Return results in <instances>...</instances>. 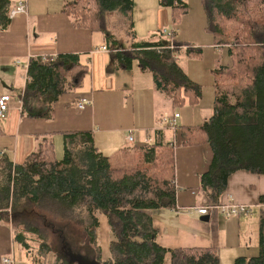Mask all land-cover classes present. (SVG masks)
I'll use <instances>...</instances> for the list:
<instances>
[{"label":"trees","instance_id":"16d2710c","mask_svg":"<svg viewBox=\"0 0 264 264\" xmlns=\"http://www.w3.org/2000/svg\"><path fill=\"white\" fill-rule=\"evenodd\" d=\"M200 2L205 31L213 35L214 43L226 46L230 58V64L212 70L215 93L210 116L196 126H180L183 142H205L211 149L209 165L200 175L202 206L209 208L222 204L232 173L245 170L264 175V0ZM159 5L171 9L173 25L187 10L186 0H159ZM13 6L10 0H0V31L9 27ZM110 11L124 15L132 28L133 0L64 3L73 25L97 32L105 33L104 15ZM105 39L116 49L112 53L115 67L130 69L137 61L142 71L151 74L155 90L170 98L172 107L201 97V86L177 60L180 51L201 57V47L174 38L170 48L160 37L117 48L113 35L106 34ZM87 71L78 54L31 57L26 87L17 96L22 111L37 103L40 116L51 118L54 103L79 87ZM94 138L90 130L63 132L61 158L47 137L21 163L0 155V223H11L13 241L27 252L36 242L37 264H44L40 258L53 251L50 236L68 255L76 251L71 249L74 240L89 246L99 264H165L168 255L170 264H220L214 247L166 248L156 241L157 231L147 210L175 206L173 145L158 141L106 156ZM260 200L264 201V195ZM98 214L107 218L111 231L105 260L98 240ZM258 225L257 254L237 257L234 264H264V214ZM59 258L53 264H66Z\"/></svg>","mask_w":264,"mask_h":264},{"label":"crops","instance_id":"0c3cea01","mask_svg":"<svg viewBox=\"0 0 264 264\" xmlns=\"http://www.w3.org/2000/svg\"><path fill=\"white\" fill-rule=\"evenodd\" d=\"M10 1L13 5L19 1L25 2L26 12L17 13L10 19L9 27L0 31V94L8 92L13 96L11 109L5 118L0 119L2 155L21 163L29 153L38 148L44 137L52 140L55 145L60 141L62 148V133L73 130L92 131L95 146L106 156H112L125 147L143 146L158 141L169 143L174 147L176 203L173 208L147 210L157 231L156 241L166 248L214 247L220 264H234L237 257L256 255L258 220L260 214H264V201L260 200L264 195L263 174L245 170L232 173L220 199L221 205H251L249 214L225 218L218 211L209 210L205 215L196 212V208L203 204L200 175L207 169L212 153L205 142H183L180 126H196L201 123L210 116L213 105L203 107L200 100H197L191 109L188 108L190 114H179L175 129L164 126L161 124L162 117L166 114L171 117L176 111L172 113L165 109L166 105H171L170 98L155 90L151 74L142 71L137 61H133L130 69L115 67L112 53L116 49H112V45L105 39L106 34H111L116 39L113 32L107 28L104 33L73 25L70 16L64 12L65 0ZM168 12L170 10L167 7L159 5V0H133L132 36H128V43L145 39L149 33L158 29L160 22L162 23V15H168ZM180 37L184 39V36ZM174 38L180 39L176 35ZM169 41L165 44L169 45ZM212 41L213 39L202 44L203 59L208 48L214 49L215 53L226 51V46L215 45ZM119 46L118 44L117 48ZM59 53L78 54L81 63L87 66L89 71L81 85L60 96L54 103L49 119L40 116L42 110L37 103L23 112L15 99L26 87L29 59ZM179 56L177 55L178 62ZM223 56L211 55L205 67L194 69L195 76L201 77L197 71L207 67L213 70L218 65L230 64L227 53L224 60ZM19 60L24 61L22 65ZM181 67L194 79L188 67ZM81 97L91 100L82 109L77 107ZM129 132L132 135L130 142L127 140ZM205 216H209L208 221L201 219ZM16 244L13 241L11 223L1 222L0 264L4 263L2 260L6 255L13 253L15 256ZM108 256L102 259L105 260ZM164 263L170 264L169 255L165 257Z\"/></svg>","mask_w":264,"mask_h":264},{"label":"rangeland","instance_id":"374dc122","mask_svg":"<svg viewBox=\"0 0 264 264\" xmlns=\"http://www.w3.org/2000/svg\"><path fill=\"white\" fill-rule=\"evenodd\" d=\"M66 1V0H65ZM187 3V10L186 12L181 15L180 21L178 22L177 25L172 24L171 18V9L170 13L168 15H162V23L160 22L158 29L155 31H152L147 35L145 39H138V40H153V39H158L162 38L164 43L170 39L165 33L162 34V30L166 29L167 31H172L176 30V36H178V40H185L186 42L189 43V45L192 47H201L202 48V55L201 57H196V56H186L182 51L178 53L177 55L179 56V62L181 63L182 66L188 67V70L192 77L193 81L195 80L196 83H198L201 86V97L199 98L200 100V105L203 107H207L209 105H213V94L215 93L213 90V73L212 69L207 67L202 71H197L198 75H201V77H196L194 69H198L200 66L205 67L207 65V60H209V57L211 55H224L226 58V51L221 50L219 53H215L214 49L208 48L206 52V57L203 59V47L202 44H206L208 40L213 39V35L206 32L204 27H205V16L203 13V7L200 2V0H186ZM163 14V13H161ZM105 18H107L106 21V28L113 32L115 34L116 40L119 42L118 44L120 45L119 48H125L130 46L128 36H131L130 29L131 25L130 22H128L127 18L122 15L121 13H117V11H110L106 12L104 15ZM161 26V27H160ZM155 27V26H154ZM156 28V27H155ZM161 33V34H160ZM154 34V35H153ZM174 35V36H175ZM180 36H184V39H182ZM212 36V37H211ZM155 37V38H154ZM213 44L214 39H213ZM195 44V45H194ZM122 46V47H121ZM230 59V58H229ZM24 61L19 60V64L22 65ZM178 62V63H179ZM179 63V64H180ZM20 65H16L18 67H21ZM180 65V66H181ZM194 72V73H193ZM13 93L15 91H12ZM2 93V92H0ZM8 93V92H7ZM11 93V92H10ZM195 100H193V103H188V101L185 102L184 105L182 106H177V107H172V105H166L165 109L167 112H174L175 110L180 114H185L188 115L191 112L188 110V108L191 109L193 107ZM168 114L164 115L162 118L166 117ZM169 117V116H168ZM55 146V155L57 158L62 157V148H61V142L58 141ZM211 211H217V210H211ZM218 212L221 213V210H218ZM101 215L102 218V225L99 226V245L101 249V257L104 258L105 256L109 255V239L111 238L109 226L107 225L106 217L103 214H98ZM236 218V217H235ZM4 222V221H3ZM51 245L53 251L50 252L45 256V258H40V260L44 261V264H53V261L56 256H59L60 260L64 261L66 264L71 263V259H73L72 254H64V251L60 247V243L58 241H55L53 237L50 236L48 240ZM73 243V242H72ZM75 245H71V249H74V253L80 254L85 259H94L95 253L94 251L89 247V246H81L77 244V241L74 240ZM31 252H27L23 247H20L19 245H15V261L16 264H37L34 262V259L37 258L35 250L33 247L37 246L36 242H31ZM63 256L66 258L65 260L63 259ZM74 264V263H73Z\"/></svg>","mask_w":264,"mask_h":264},{"label":"built area","instance_id":"2783aa9c","mask_svg":"<svg viewBox=\"0 0 264 264\" xmlns=\"http://www.w3.org/2000/svg\"><path fill=\"white\" fill-rule=\"evenodd\" d=\"M26 12V5L25 2L19 1L18 3L14 4L13 7H11L9 11V16L12 18L15 16L17 13H25ZM162 34H166L168 37H170L169 41V47L172 48V42L174 39V36L172 35V31H167L166 29H163ZM16 103L19 106V109H22V102L21 100L17 97ZM13 101V96L7 93L0 94V119L5 118L6 114L8 111L11 109L10 102ZM91 100L87 97H81L79 98L77 102V107L82 109L84 108L87 104H89ZM179 117V113L175 111V113L172 114V116L164 117L162 118L161 124L164 126H168L172 129H175L177 126L176 119ZM127 140L130 142L132 140V135L131 132L128 133ZM3 152H0V155H2ZM221 210V213L225 218H235L239 216H244L249 214L251 210V205L248 204H236V203H228L224 205H214L211 207H206V206H199L196 208V212L201 215H205L208 213L209 210ZM3 264H16L15 257L13 253H10L6 255L3 260Z\"/></svg>","mask_w":264,"mask_h":264},{"label":"water","instance_id":"95a60500","mask_svg":"<svg viewBox=\"0 0 264 264\" xmlns=\"http://www.w3.org/2000/svg\"><path fill=\"white\" fill-rule=\"evenodd\" d=\"M204 221H208L209 216H205L203 218ZM73 255V259H71V263L70 264H99L98 262H96L94 259H85L82 256H80V254L76 253V254H72Z\"/></svg>","mask_w":264,"mask_h":264},{"label":"flooded vegetation","instance_id":"af4514ba","mask_svg":"<svg viewBox=\"0 0 264 264\" xmlns=\"http://www.w3.org/2000/svg\"><path fill=\"white\" fill-rule=\"evenodd\" d=\"M65 249V248H64ZM67 252L66 251H64V254H66ZM74 254H76V253H74ZM68 255V254H67ZM63 259L65 260L66 258L63 256Z\"/></svg>","mask_w":264,"mask_h":264}]
</instances>
